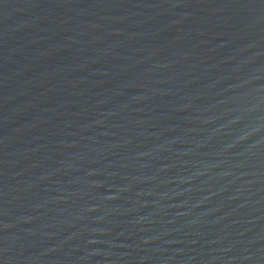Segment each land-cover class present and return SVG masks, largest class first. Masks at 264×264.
Segmentation results:
<instances>
[{
  "label": "water",
  "instance_id": "95a60500",
  "mask_svg": "<svg viewBox=\"0 0 264 264\" xmlns=\"http://www.w3.org/2000/svg\"><path fill=\"white\" fill-rule=\"evenodd\" d=\"M0 264H264V0H0Z\"/></svg>",
  "mask_w": 264,
  "mask_h": 264
}]
</instances>
